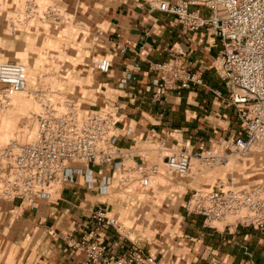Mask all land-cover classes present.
Masks as SVG:
<instances>
[{
	"label": "crops",
	"instance_id": "0c3cea01",
	"mask_svg": "<svg viewBox=\"0 0 264 264\" xmlns=\"http://www.w3.org/2000/svg\"><path fill=\"white\" fill-rule=\"evenodd\" d=\"M101 9L89 23L99 47L92 64L97 68L107 59L111 68L106 74L96 69L86 113L99 108L114 116L120 137L116 145L136 150L124 164L158 165L155 177L166 178L171 188L167 195L160 193L165 186L131 194L124 188L133 182L121 181L122 169L75 165L80 172L53 186L46 199L0 200V264H78L94 242L114 255L140 250L157 264H264V233L227 224L208 228L202 217L187 214L196 185L215 190L225 186L222 180L200 182L190 177L191 171L184 177L170 174L161 159L164 149L186 146L195 155L223 148L228 138L242 135L238 110L226 102L229 92L215 70L220 41L205 30L183 34L173 16L131 0H105ZM209 13L199 9L204 18ZM173 44L183 49L181 66L200 72L204 84L167 91L156 102L145 90L157 76L151 66L171 63L167 48ZM129 75L133 79L126 80ZM149 144L157 148L148 150ZM100 209L119 229L91 220Z\"/></svg>",
	"mask_w": 264,
	"mask_h": 264
},
{
	"label": "built area",
	"instance_id": "2783aa9c",
	"mask_svg": "<svg viewBox=\"0 0 264 264\" xmlns=\"http://www.w3.org/2000/svg\"><path fill=\"white\" fill-rule=\"evenodd\" d=\"M131 1L173 16L183 34L205 30L209 36L218 38L222 49L215 61V70L229 92L226 102L238 110L241 136L228 138L223 148L195 155L186 146L164 149L161 159L167 172L187 176L192 158L211 166L227 163L232 156L245 158L255 147L264 155V0ZM202 8L210 12L209 18L199 14ZM167 53L172 62L153 64L151 70L157 76L145 88L153 93L156 102H160L167 91L204 84L200 72H189L181 66L183 49L179 45L169 46ZM110 68L107 59L97 65L98 71L104 74ZM128 79L133 77L129 75ZM26 80L24 64L0 61V113L24 89ZM80 108L73 102L46 103L41 112L33 115L37 131L32 142L19 145L12 141L0 148V200L33 203L46 199L53 186L71 181L80 172L73 169L75 165L112 164L124 171L123 183L137 182L141 190L151 187V179L158 174L159 166L124 164L133 152L116 145L120 140L116 134V118L102 110L89 111L81 118ZM185 209L188 215L202 217L208 228H215V223L231 218L234 227L253 228L264 233V184L239 189L218 186L215 190H198L191 194ZM91 220L99 227L119 229L116 220L105 210L95 212ZM78 264L157 262L140 250L114 255L101 243L94 242Z\"/></svg>",
	"mask_w": 264,
	"mask_h": 264
},
{
	"label": "rangeland",
	"instance_id": "374dc122",
	"mask_svg": "<svg viewBox=\"0 0 264 264\" xmlns=\"http://www.w3.org/2000/svg\"><path fill=\"white\" fill-rule=\"evenodd\" d=\"M103 1L0 0V61L18 62L27 68L24 89L0 113V124L5 118L11 125L10 129L0 131V148L12 141L19 145L32 142L37 131L33 115L41 112L46 103L73 102L81 106V118L86 114L93 94L88 86L97 79V68L92 62L99 48L89 23L101 13ZM6 132L8 136L2 138ZM156 148L152 144L147 146L148 150ZM258 150L255 147L245 158L232 156L227 163L211 166L193 159L190 177L204 183L218 178L225 187L236 189L264 184V155ZM151 186L156 191L165 186L162 195H167L171 188L167 179L160 176L152 177ZM195 188L204 190L200 185ZM124 190L143 193L134 182ZM226 224L233 225V219L214 225L222 228Z\"/></svg>",
	"mask_w": 264,
	"mask_h": 264
},
{
	"label": "bare ground",
	"instance_id": "6f19581e",
	"mask_svg": "<svg viewBox=\"0 0 264 264\" xmlns=\"http://www.w3.org/2000/svg\"><path fill=\"white\" fill-rule=\"evenodd\" d=\"M11 102H12V101H11ZM10 128H11V125H9V124L7 123V120L4 118L3 121H2L1 124H0V131H2V129H3V130H4V129L8 130V129H10ZM7 136H8V133L6 132V133L3 134L2 138H5V137H7Z\"/></svg>",
	"mask_w": 264,
	"mask_h": 264
}]
</instances>
